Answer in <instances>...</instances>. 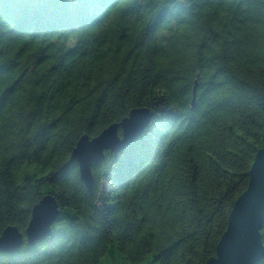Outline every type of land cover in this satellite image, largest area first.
<instances>
[{
    "label": "trees",
    "instance_id": "1",
    "mask_svg": "<svg viewBox=\"0 0 264 264\" xmlns=\"http://www.w3.org/2000/svg\"><path fill=\"white\" fill-rule=\"evenodd\" d=\"M140 108L87 190L78 140ZM263 128L264 0H0V235L59 210L0 264H206Z\"/></svg>",
    "mask_w": 264,
    "mask_h": 264
},
{
    "label": "water",
    "instance_id": "2",
    "mask_svg": "<svg viewBox=\"0 0 264 264\" xmlns=\"http://www.w3.org/2000/svg\"><path fill=\"white\" fill-rule=\"evenodd\" d=\"M196 88V85H195ZM194 88V95H195ZM194 98L192 101V105ZM146 108L133 109L119 123L112 124L97 136H82L71 152L69 163L76 162L81 181L87 190L93 188L92 166L104 159V152H116L138 137L152 118ZM120 131V134L118 132ZM59 215L52 196H44L31 209L24 235L13 226L0 235V252L12 253L23 242L35 245L50 234ZM264 226V128L262 144L257 150L246 189L237 197L230 211L227 227L206 264H258L264 258L260 230Z\"/></svg>",
    "mask_w": 264,
    "mask_h": 264
},
{
    "label": "rangeland",
    "instance_id": "3",
    "mask_svg": "<svg viewBox=\"0 0 264 264\" xmlns=\"http://www.w3.org/2000/svg\"><path fill=\"white\" fill-rule=\"evenodd\" d=\"M32 167H34L33 165H32ZM140 264H147L146 262H143V263H140Z\"/></svg>",
    "mask_w": 264,
    "mask_h": 264
}]
</instances>
